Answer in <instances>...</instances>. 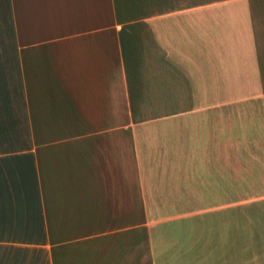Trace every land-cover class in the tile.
Masks as SVG:
<instances>
[{
  "label": "crops",
  "instance_id": "1",
  "mask_svg": "<svg viewBox=\"0 0 264 264\" xmlns=\"http://www.w3.org/2000/svg\"><path fill=\"white\" fill-rule=\"evenodd\" d=\"M138 70L156 72L157 103L190 111L136 113ZM167 151L191 152L208 191L231 159L264 183V0H0V264H150L149 215L170 187L150 176Z\"/></svg>",
  "mask_w": 264,
  "mask_h": 264
},
{
  "label": "rangeland",
  "instance_id": "2",
  "mask_svg": "<svg viewBox=\"0 0 264 264\" xmlns=\"http://www.w3.org/2000/svg\"><path fill=\"white\" fill-rule=\"evenodd\" d=\"M132 43L136 44L135 51L128 57L135 67L140 68L139 63H142L143 57L137 48L142 45V36L133 39ZM131 75L136 113L156 117L190 111L188 102H156L157 88L152 85L156 82L151 81V76H156V72L145 73L138 70L132 71ZM182 98L185 97L178 94L177 100ZM186 122L187 119L175 118L172 124ZM153 123L156 125L155 121L151 122ZM161 154L166 159V165L155 170L157 175L150 177L159 179L170 187L169 191L163 193L165 198L159 202V210H154L149 215L150 264L158 257L171 255L174 251L184 255L223 257V263L214 264H264V183L244 182L238 175L237 161L231 159L229 182L222 185L214 178L212 184H208L211 187L208 191L206 183L209 175L208 178L205 177L206 170L203 167L190 166L191 152L167 151ZM135 176H139L138 171ZM172 183L174 190L171 192ZM216 209H223L225 212L223 215H209L215 213ZM143 220L147 222L146 217L135 215L136 225ZM174 228L186 229L191 237V240L175 250L171 247L175 238L169 237ZM221 232L224 241L222 247L216 246L219 243L217 235ZM159 239L166 241V244L158 246ZM204 241H207L208 246H204Z\"/></svg>",
  "mask_w": 264,
  "mask_h": 264
}]
</instances>
